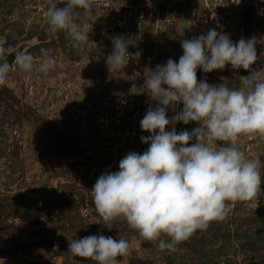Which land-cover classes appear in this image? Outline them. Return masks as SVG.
<instances>
[{"label":"rangeland","instance_id":"obj_1","mask_svg":"<svg viewBox=\"0 0 264 264\" xmlns=\"http://www.w3.org/2000/svg\"><path fill=\"white\" fill-rule=\"evenodd\" d=\"M48 7L49 0H0L4 47L28 44L37 67L41 48L56 60L47 76L17 69L0 87V264H95L68 254L70 240L91 235L128 240L131 252L117 258L120 264H264V183L258 200L237 202L225 220L198 230L175 252L158 250L123 218L105 224L90 193L129 152L147 151L140 138L151 133L140 121L158 101L144 89L145 69L178 63L184 39L212 29L233 43L256 39L250 70L198 68V80L209 85L236 88L240 76L264 69V0H93L90 11L76 10V22L90 29L79 49L65 32L49 31ZM117 36L132 37L129 53H141L119 71L106 62ZM12 54L5 57L10 64ZM182 109V102L167 107V118ZM200 126L179 122L176 131ZM237 146L260 161L264 180V138L244 136Z\"/></svg>","mask_w":264,"mask_h":264},{"label":"clouds","instance_id":"obj_2","mask_svg":"<svg viewBox=\"0 0 264 264\" xmlns=\"http://www.w3.org/2000/svg\"><path fill=\"white\" fill-rule=\"evenodd\" d=\"M239 4L240 0H232ZM64 3L63 8L57 7ZM93 0H49L44 13L49 31L65 32L79 49L89 40V25L76 22L77 9L90 11ZM256 39L241 38L233 43L227 34L209 30L206 35L182 41L178 63L168 59L155 69H145L144 89L158 101L140 121L141 142L149 144L142 154L129 152L119 161V170L104 173L90 190L100 218L109 224L123 218L148 242H158V250L175 252L198 230L213 221H223L237 202L258 200L261 164L237 146L241 137L264 138V69L239 77V86L227 82L209 85L198 80L197 69L205 73L233 69L250 70L257 61ZM132 37L113 38V52L107 57L110 70H121L141 53H129ZM15 53L14 64L6 54ZM36 58L21 48H5L0 42V87L7 85L9 73L17 69L45 76L55 69L56 60L41 48ZM166 86V87H165ZM134 88V87H133ZM183 103L182 111L170 119L167 107ZM198 122L201 126L177 133L170 124ZM158 130V133H157ZM195 139V143H189ZM167 237L168 239H165ZM131 243L123 238L91 235L69 242L68 254L95 264H120L128 257Z\"/></svg>","mask_w":264,"mask_h":264},{"label":"water","instance_id":"obj_3","mask_svg":"<svg viewBox=\"0 0 264 264\" xmlns=\"http://www.w3.org/2000/svg\"><path fill=\"white\" fill-rule=\"evenodd\" d=\"M176 6L178 7V9L180 10L183 6H184V3H178V2H176ZM29 45L28 44H25V45H22L21 47H19V48H21V50L23 49H25V48H27ZM13 55V57H15V53H13L12 54ZM20 264H28V263H20Z\"/></svg>","mask_w":264,"mask_h":264},{"label":"built area","instance_id":"obj_4","mask_svg":"<svg viewBox=\"0 0 264 264\" xmlns=\"http://www.w3.org/2000/svg\"><path fill=\"white\" fill-rule=\"evenodd\" d=\"M170 120H171V118H170ZM178 124H179V122H177L175 125L170 124L168 127H171V129H173V127H174L176 129L178 127Z\"/></svg>","mask_w":264,"mask_h":264},{"label":"trees","instance_id":"obj_5","mask_svg":"<svg viewBox=\"0 0 264 264\" xmlns=\"http://www.w3.org/2000/svg\"><path fill=\"white\" fill-rule=\"evenodd\" d=\"M10 59L13 60V57L10 56ZM3 92H4V91H3L2 89H0V93L3 94Z\"/></svg>","mask_w":264,"mask_h":264}]
</instances>
